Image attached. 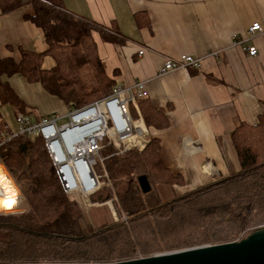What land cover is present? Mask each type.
I'll list each match as a JSON object with an SVG mask.
<instances>
[{"label": "trees", "instance_id": "trees-1", "mask_svg": "<svg viewBox=\"0 0 264 264\" xmlns=\"http://www.w3.org/2000/svg\"><path fill=\"white\" fill-rule=\"evenodd\" d=\"M26 5L33 13L25 20L41 30L46 49H19L18 61L0 58V108L10 107L15 118L39 119L3 81L13 75L39 84L68 110L108 97L116 83L103 70L93 34L107 42L119 41L51 0H0V12L6 14ZM46 56L54 61L51 69L42 67ZM137 106L149 132L144 150L115 156L112 144L107 139L102 143L100 157L106 158L102 164L111 187L94 193L92 203L115 199L117 214L123 216L102 227H82L79 215L85 213L76 214L70 206L41 136L18 135L4 141L0 146V183L8 195V187L12 195L19 193L22 211L0 212V264H116L247 237L244 231L255 214L264 212V116L253 125L240 124L231 135L237 172L163 202L157 184L183 186L181 176L164 165L159 141L150 134L165 129L168 121L147 98L137 100ZM5 133L11 130L0 120V140ZM102 164L95 166L99 176ZM139 176L153 185L149 193L141 192ZM218 229L222 236H216Z\"/></svg>", "mask_w": 264, "mask_h": 264}, {"label": "crops", "instance_id": "crops-1", "mask_svg": "<svg viewBox=\"0 0 264 264\" xmlns=\"http://www.w3.org/2000/svg\"><path fill=\"white\" fill-rule=\"evenodd\" d=\"M51 1L119 41L93 34L103 70L116 86L146 82L145 98L168 121L165 129L150 134L159 141L164 165L181 176L182 187L193 190L239 170L231 135L240 124L253 125L264 116V0ZM32 13L29 5L0 12V58L18 61L19 49H46L41 30L25 20ZM254 23L261 32L250 37ZM250 47L256 56L248 54ZM182 55L199 58L201 71L159 75L166 60ZM16 76L3 81L38 118L67 113L62 101L19 76L23 90L40 87L38 103H30ZM12 117L10 107L0 108V120L14 132Z\"/></svg>", "mask_w": 264, "mask_h": 264}, {"label": "built area", "instance_id": "built-area-1", "mask_svg": "<svg viewBox=\"0 0 264 264\" xmlns=\"http://www.w3.org/2000/svg\"><path fill=\"white\" fill-rule=\"evenodd\" d=\"M260 32L261 26L258 23H254L248 30L250 37ZM247 51L250 56L257 55V50L253 47ZM138 55H142V52L139 51ZM201 66L199 58L182 55L175 60H166L159 75L187 69L201 71ZM145 86L144 81L126 87L115 86L111 94L103 100L79 110H68L62 116L51 114L35 121L28 116L18 115L15 118L16 131L3 134L0 146L4 141L18 135L29 138L41 136L70 206L76 214L82 213L89 204L90 195L101 187L95 166L97 163L102 164L106 159L100 157L103 141L105 139L111 141L115 151L113 155L116 156L131 150L141 152L147 146L148 129L137 106V100L145 98ZM64 119L68 121L59 124V121ZM85 129H88V132L83 134L82 131ZM86 179L91 185L88 197L83 193ZM75 195L79 196V204L75 200ZM18 197L19 195L15 209L19 203Z\"/></svg>", "mask_w": 264, "mask_h": 264}, {"label": "rangeland", "instance_id": "rangeland-1", "mask_svg": "<svg viewBox=\"0 0 264 264\" xmlns=\"http://www.w3.org/2000/svg\"><path fill=\"white\" fill-rule=\"evenodd\" d=\"M42 67L44 69H51L52 67H54V61L51 59L50 56H46L45 57ZM14 79L16 80V82H18V86H19L20 90L23 91V97H25V99H27L32 104L38 103L39 98H41V96H42V94H39L37 92L38 88H40L39 85L38 86L29 85L31 87V89L30 88H26L25 90H23V82H21L22 80L20 79V77L16 76V77H14ZM19 80H20V82H19ZM24 83H26V82L24 81ZM6 110H8V109H6ZM12 121L15 122V118L14 117H12ZM67 121H68L67 119L61 120V121H59V124L65 123ZM108 141L111 142L109 139H108ZM112 150H114L113 147H112ZM115 156H116V154H115ZM99 167L101 168V175H102V176L98 175L100 177V183H101V187H100L99 190H101L103 188H109L108 186L111 185V183L109 182V179L108 180L105 179V175H106L105 174V167H104L103 164L100 165ZM70 182H72V181H70ZM85 182L86 183L83 185V193L87 194V193H89L91 191V185L89 184L88 180L85 181ZM8 184H9V182H8ZM150 187H151V190H152L153 185H150ZM155 188H156V191L158 192V194L161 197L163 202L169 201L173 197H175L176 195H179V194H181V193H183L185 191H188L185 186L182 187V188H170V187H167V186H163V185L157 184L155 186ZM4 189H5V185H4ZM8 190H9V195L7 193H6V195L8 197H10L11 200L14 201V203H13V205L11 206V208L9 210H7L6 212H3V213L4 214L20 213L22 211V209H21V205L19 204L20 203L19 197H18V202L19 203H18L17 208L15 209L14 207L16 205L17 197L15 199V193L13 192V195H12V192L10 191L9 187H8ZM5 192H6V190H5ZM85 197H88V195H85ZM75 200H76V202L79 203V196L78 195H75ZM88 201H89V204H87V208L84 209V211H83L85 213V216L79 217V222H80V224L82 225L83 228H85L86 225H91L92 227L97 228V227H102V226H105V225L113 224L114 222H117L120 218L123 217L122 215H118L117 214V211H116L114 203H113V201H115V199H112L110 201H106V202H103V203H96L95 201H93V203H92V197L90 195V199ZM1 209H2V205L0 207V210ZM260 229H264V212L260 213V214H257V215L255 214L254 219L251 220V222L249 223L248 227L244 231L245 236H249L254 231H257V230H260ZM222 235H223V232H221V229H218L216 231V236L219 237V236H222Z\"/></svg>", "mask_w": 264, "mask_h": 264}, {"label": "water", "instance_id": "water-1", "mask_svg": "<svg viewBox=\"0 0 264 264\" xmlns=\"http://www.w3.org/2000/svg\"><path fill=\"white\" fill-rule=\"evenodd\" d=\"M137 183L143 194L151 191L145 176ZM116 264H264V229L239 242L199 247Z\"/></svg>", "mask_w": 264, "mask_h": 264}, {"label": "bare ground", "instance_id": "bare-ground-1", "mask_svg": "<svg viewBox=\"0 0 264 264\" xmlns=\"http://www.w3.org/2000/svg\"><path fill=\"white\" fill-rule=\"evenodd\" d=\"M88 132V129H85V130H83L82 131V133L84 134V133H87ZM0 168H1V166H0ZM88 168V167H87ZM79 171L81 172V170L79 169ZM71 185H72V182H71ZM85 194V193H84ZM89 194V193H88ZM87 194V195H88ZM17 195V194H16ZM15 195V197H17ZM86 195V194H85ZM9 200H11V198L10 197H8L7 195H6V192H5V190L1 187V183H0V207H1V205H2V209L0 210V212H6L7 210H9L10 208L9 207H6L5 206V202L6 201H9ZM13 205V204H12Z\"/></svg>", "mask_w": 264, "mask_h": 264}, {"label": "snow or ice", "instance_id": "snow-or-ice-1", "mask_svg": "<svg viewBox=\"0 0 264 264\" xmlns=\"http://www.w3.org/2000/svg\"><path fill=\"white\" fill-rule=\"evenodd\" d=\"M13 203H14V201H12V200L6 201L5 206L10 208Z\"/></svg>", "mask_w": 264, "mask_h": 264}]
</instances>
